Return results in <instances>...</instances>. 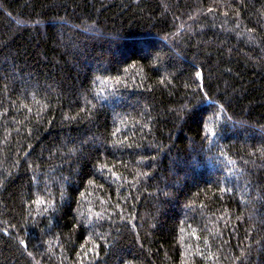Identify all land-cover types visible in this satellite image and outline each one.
Listing matches in <instances>:
<instances>
[{"label": "trees", "instance_id": "1", "mask_svg": "<svg viewBox=\"0 0 264 264\" xmlns=\"http://www.w3.org/2000/svg\"><path fill=\"white\" fill-rule=\"evenodd\" d=\"M0 264H264V0H0Z\"/></svg>", "mask_w": 264, "mask_h": 264}, {"label": "snow or ice", "instance_id": "2", "mask_svg": "<svg viewBox=\"0 0 264 264\" xmlns=\"http://www.w3.org/2000/svg\"><path fill=\"white\" fill-rule=\"evenodd\" d=\"M196 75H197V77H200V76H201V73L197 72ZM101 84L104 85V86L106 87L107 84H108V81H103V80H102V81H101ZM101 92H103V88L101 89ZM100 94H101V93H97L98 96H100ZM117 131H119V129H117ZM211 131H212V129L209 128V129H208V132H211ZM37 203H43V201H42V200H39V201H37ZM20 243H21L22 245L24 244L23 241H21ZM24 246L26 247V245H24Z\"/></svg>", "mask_w": 264, "mask_h": 264}, {"label": "rangeland", "instance_id": "3", "mask_svg": "<svg viewBox=\"0 0 264 264\" xmlns=\"http://www.w3.org/2000/svg\"><path fill=\"white\" fill-rule=\"evenodd\" d=\"M167 37V36H166Z\"/></svg>", "mask_w": 264, "mask_h": 264}]
</instances>
